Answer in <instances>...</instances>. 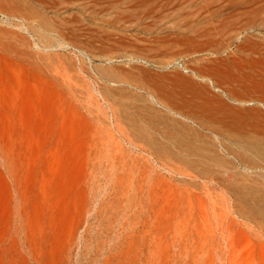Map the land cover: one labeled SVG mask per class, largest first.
Returning a JSON list of instances; mask_svg holds the SVG:
<instances>
[{"label": "rangeland", "instance_id": "374dc122", "mask_svg": "<svg viewBox=\"0 0 264 264\" xmlns=\"http://www.w3.org/2000/svg\"><path fill=\"white\" fill-rule=\"evenodd\" d=\"M56 3L0 0V249L264 264V0Z\"/></svg>", "mask_w": 264, "mask_h": 264}, {"label": "bare ground", "instance_id": "6f19581e", "mask_svg": "<svg viewBox=\"0 0 264 264\" xmlns=\"http://www.w3.org/2000/svg\"><path fill=\"white\" fill-rule=\"evenodd\" d=\"M92 1L93 0H57L56 5H62L61 7L67 8L70 5L75 4V3L80 4L82 6L83 4L85 5V4L92 3ZM261 58H263V60H264L263 55H261L260 59ZM7 238L10 239L9 242H4L1 246V249H0L1 255L6 257V260L0 261V264H30L28 249L26 247H23V249H22L23 251H21V249L19 248V245H20V247L24 246V245L14 242V241H18V240L19 241L26 240V235L21 234V233H12V234H9L7 236ZM10 249H14V250L10 251ZM19 256L23 257L24 261L22 263H20V260L18 258ZM2 259L3 258H1V260Z\"/></svg>", "mask_w": 264, "mask_h": 264}]
</instances>
